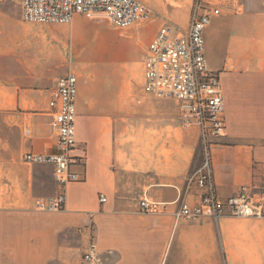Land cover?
I'll return each mask as SVG.
<instances>
[{"label": "crops", "instance_id": "crops-1", "mask_svg": "<svg viewBox=\"0 0 264 264\" xmlns=\"http://www.w3.org/2000/svg\"><path fill=\"white\" fill-rule=\"evenodd\" d=\"M140 1L155 15L126 30L85 14H77L71 25L52 24L68 42L65 75L78 77L76 138L82 150L76 154L86 157L77 169L84 181L65 188L64 211L32 209L35 198L54 196L61 189L52 167L23 159L28 151L48 154L57 149L48 100L64 72L48 84V57L0 55V110L10 113L2 138L7 148L0 157V264H79L92 233L108 263L111 255L117 257L110 264H212L215 220L174 216L182 201L195 205L204 190L191 181L185 156L178 153L177 161L171 157L172 125L137 122L143 109L162 108L168 116L173 103L181 127L176 102L145 92L144 64L148 47L168 22L182 32L189 30L195 3ZM219 1L221 14L205 31L209 68L222 79L227 125L226 136L212 148L215 190L224 201L233 196L260 199L264 185L257 172L264 171V145L257 141L264 138V129L249 130L248 121L264 125V117L261 104L251 106L247 91L252 88L240 79L264 73V0ZM131 115L133 124L126 122ZM169 116L171 121L172 109ZM142 131L150 134L147 151L138 156L133 153L144 148ZM190 131L186 134L201 144L200 130ZM48 181L50 187L43 189L41 183ZM101 195L107 202L101 203ZM143 199L161 203L162 213H142ZM234 221L231 216L216 221L225 248ZM257 224L264 235V218ZM239 230L241 241L245 236Z\"/></svg>", "mask_w": 264, "mask_h": 264}, {"label": "built area", "instance_id": "built-area-1", "mask_svg": "<svg viewBox=\"0 0 264 264\" xmlns=\"http://www.w3.org/2000/svg\"><path fill=\"white\" fill-rule=\"evenodd\" d=\"M20 6L21 18L32 24L71 25L77 14L102 16L120 30L145 23L155 15V10L140 0H14ZM219 0H196L191 15L190 28L182 32L180 27L168 22L147 50L144 90L157 99H170L178 105L181 127L190 131L200 130L204 150V162L192 176L204 190L201 200L191 205L182 201L174 216L181 220L211 217L220 221L225 216L240 218L264 216V197L233 196L224 201L215 190L213 145L226 136L224 94L220 72L209 68L206 56L205 31L214 16L221 14ZM78 77L70 72L56 80L48 100L52 127L58 138L54 153L26 152L23 156L30 165L51 166L60 191L51 197H37L32 209L44 213L64 211L69 184L83 182L77 170L85 165L84 154L77 138ZM82 150V149H81ZM101 203L107 202L104 195ZM141 212L155 215L162 213V205L143 199ZM92 233L86 254L79 264H101V251Z\"/></svg>", "mask_w": 264, "mask_h": 264}, {"label": "rangeland", "instance_id": "rangeland-1", "mask_svg": "<svg viewBox=\"0 0 264 264\" xmlns=\"http://www.w3.org/2000/svg\"><path fill=\"white\" fill-rule=\"evenodd\" d=\"M185 1L195 3L196 0ZM57 26L58 25L50 26L24 22L21 18L20 7L17 6L16 3L12 1H0V55L48 57L46 80L48 81V84H50L54 77L61 75L60 73L62 72H64V75L68 72L66 63L67 59H69L67 57L69 52L67 47L68 42L62 33L56 28ZM240 82L244 85H248L247 88H252L248 89V91L243 89V91H247L249 100L253 101L251 106H253L254 103L255 105L261 104L260 109L262 110L264 117V73L260 75H246L241 77ZM171 109L173 110V117H171L170 121L169 115L171 114ZM15 112L18 113V110ZM167 114L168 116H166V111L162 108L143 109L140 120H137V122H140L142 125L151 123H167L172 125L171 157L177 161L176 158L178 153L180 155H184L186 161L190 163L191 170L188 174L189 177L192 178L204 162L205 152L203 150V145L202 143L200 144V141L196 139V137L192 136V138L186 134L191 131H186L180 127L178 122V112L175 104H171L168 108ZM9 115L10 113L0 110V157L5 154V148H7L5 143L2 141V138L4 131L6 130V121ZM133 121L132 115L129 120L126 119V122L132 124ZM248 123L250 125L249 130L254 129L257 131L261 128L264 129L263 123L256 119L251 120L250 122L248 121ZM244 126L247 128V125ZM132 133V131L128 133L129 135L127 137L129 140L132 138ZM15 134L12 133L13 138H17ZM148 134L150 133L144 131L139 134V142L141 145L144 142V148L140 149V151L134 152V155L143 156L145 151H147L145 143L147 142L146 135ZM139 136H136L137 142ZM257 143L264 145V138L261 137ZM130 148L131 147L128 148L129 151ZM257 173L262 178L261 184L264 185V171ZM45 182L41 183V187L43 189L50 187V182ZM263 218L264 216L248 218L231 216V219L235 221L229 226L227 237L224 240L227 244L226 248L222 243L223 238L218 227V222H213L212 226L214 227L215 240L213 255L211 257L212 264H264V235L260 230L261 228L257 226V223L263 220ZM240 228L243 230V236H245L243 238L241 237V241L239 236ZM101 257V264H110L111 261L114 263L117 260L116 256L111 255L108 263V260H105L102 254Z\"/></svg>", "mask_w": 264, "mask_h": 264}]
</instances>
